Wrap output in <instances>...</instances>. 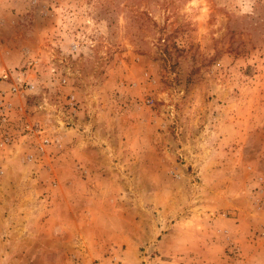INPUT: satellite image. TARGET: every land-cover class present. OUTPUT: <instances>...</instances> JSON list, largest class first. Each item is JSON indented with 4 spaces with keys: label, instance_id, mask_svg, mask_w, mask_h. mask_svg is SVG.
<instances>
[{
    "label": "rangeland",
    "instance_id": "obj_1",
    "mask_svg": "<svg viewBox=\"0 0 264 264\" xmlns=\"http://www.w3.org/2000/svg\"><path fill=\"white\" fill-rule=\"evenodd\" d=\"M1 98L19 264H264V0H0Z\"/></svg>",
    "mask_w": 264,
    "mask_h": 264
},
{
    "label": "crops",
    "instance_id": "obj_2",
    "mask_svg": "<svg viewBox=\"0 0 264 264\" xmlns=\"http://www.w3.org/2000/svg\"><path fill=\"white\" fill-rule=\"evenodd\" d=\"M16 195L0 191V264H19L25 258H20L19 253L25 249L26 241L32 234L61 233L67 237L66 233L73 232L72 221L62 214L60 208L54 206L51 212L41 210L37 199H33L34 204L29 205L25 202L24 193L18 192ZM93 215L90 212L89 217ZM66 241L62 240L61 243Z\"/></svg>",
    "mask_w": 264,
    "mask_h": 264
},
{
    "label": "built area",
    "instance_id": "obj_3",
    "mask_svg": "<svg viewBox=\"0 0 264 264\" xmlns=\"http://www.w3.org/2000/svg\"><path fill=\"white\" fill-rule=\"evenodd\" d=\"M17 90L18 88L12 87L10 89V94L17 92ZM10 112H11V102H8L4 98H1L0 99V148H4L15 143V138L11 133L13 129L11 127L12 125L10 122L11 119ZM20 126L22 130L21 132L22 134H24V137L25 134L36 135V136L41 135L40 128H35L34 126H30L25 123H21ZM47 142H48L47 139H43L41 143L38 144L37 150L39 154L44 152V147H45L44 144H47ZM93 264H106V263L97 262Z\"/></svg>",
    "mask_w": 264,
    "mask_h": 264
}]
</instances>
